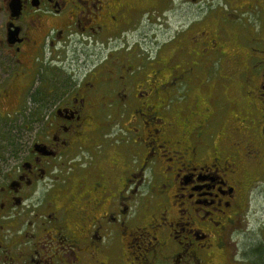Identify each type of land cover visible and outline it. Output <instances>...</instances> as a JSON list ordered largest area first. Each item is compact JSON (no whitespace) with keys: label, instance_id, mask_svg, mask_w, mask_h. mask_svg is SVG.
I'll list each match as a JSON object with an SVG mask.
<instances>
[{"label":"flooded vegetation","instance_id":"af4514ba","mask_svg":"<svg viewBox=\"0 0 264 264\" xmlns=\"http://www.w3.org/2000/svg\"><path fill=\"white\" fill-rule=\"evenodd\" d=\"M176 3L0 0V264H223L264 173V44L237 24L264 0Z\"/></svg>","mask_w":264,"mask_h":264},{"label":"rangeland","instance_id":"374dc122","mask_svg":"<svg viewBox=\"0 0 264 264\" xmlns=\"http://www.w3.org/2000/svg\"><path fill=\"white\" fill-rule=\"evenodd\" d=\"M181 1L177 0L176 3V9H177V18L180 19L182 16H190V14L197 15L198 10L200 8L204 9H212L216 10L219 8H223L225 0H201L199 3H191L188 0L187 6H191V9L185 8L180 3ZM200 6V8H199ZM229 6V5H228ZM226 6V7H228ZM230 13H237V10L233 5H230L228 7ZM257 9L255 10V12ZM188 12V13H186ZM233 18V17H231ZM255 16H252L250 14H246L242 16L241 20L237 23L238 28L245 29L248 26L254 27L257 31L260 30V35L262 38V44H264V28L261 24V18L258 17V21H256ZM248 25V26H247ZM158 26L155 24L154 20H149V22H146V27L144 31L150 32V31H156V28ZM142 28H140L141 30ZM143 30V29H142ZM0 33H1V27H0ZM138 36H134L129 38V42H132V40H136ZM143 43H141V47ZM264 55V54H263ZM223 67L221 65L216 64L213 66L215 75H212L211 79L217 83L219 80L218 78L222 75H224ZM264 68V59H259L258 61V67L257 69ZM1 74V71H0ZM2 77L5 75L4 72H2ZM7 77V75L5 76ZM1 78V76H0ZM12 80V76L10 75L7 79V82L10 83ZM210 81L213 85L214 81ZM15 81V80H14ZM17 83V82H16ZM11 109V108H10ZM7 119V118H6ZM6 119L4 121H6ZM2 121V122H4ZM9 120L7 119V122ZM13 120L10 122L12 123ZM9 123V122H8ZM3 127L6 128L3 124ZM2 127V133L0 134V148L6 147L5 139H2L4 136L8 138V136L13 137L18 133L17 131L10 132L14 128H8L9 133L5 132L4 128ZM7 129V128H6ZM111 135L108 137V141L112 142V140L119 138L118 135H120V131L118 130L117 126L110 129ZM8 134V135H7ZM4 135V136H3ZM17 136V135H16ZM123 136V135H122ZM2 139V140H1ZM8 142V140H7ZM1 161V158H0ZM254 171L255 178L257 179L254 181L252 186L249 188L248 196H247V202L245 205V214L243 217V226L240 228L238 234L232 239L231 242V248L229 247L227 254L223 256V264H253L254 260L257 262H260L259 264H264V252L259 255L262 258L259 259L258 256L255 254L257 253V247L262 246L264 247V173L260 171ZM258 257V258H257Z\"/></svg>","mask_w":264,"mask_h":264},{"label":"trees","instance_id":"16d2710c","mask_svg":"<svg viewBox=\"0 0 264 264\" xmlns=\"http://www.w3.org/2000/svg\"><path fill=\"white\" fill-rule=\"evenodd\" d=\"M4 136V135H3ZM2 139H5V140H9L8 138H6V136H4ZM1 139V140H2ZM13 139H14V137H13ZM13 139L11 140V141H13ZM263 253L264 252V247H262V246H259V247H257V253L255 254L256 256H258L259 257V259H261L262 260V258H264L263 256H262V258L260 257L261 255H259L260 253ZM261 253V254H262ZM257 257V258H258ZM260 262H257L256 263V261L254 260V263L253 264H259Z\"/></svg>","mask_w":264,"mask_h":264}]
</instances>
